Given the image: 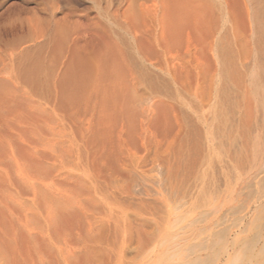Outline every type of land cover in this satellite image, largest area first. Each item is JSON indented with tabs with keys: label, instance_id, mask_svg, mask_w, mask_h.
<instances>
[{
	"label": "rangeland",
	"instance_id": "1",
	"mask_svg": "<svg viewBox=\"0 0 264 264\" xmlns=\"http://www.w3.org/2000/svg\"><path fill=\"white\" fill-rule=\"evenodd\" d=\"M188 1L207 32L160 53L167 0H0V264L6 247L31 264H264V0ZM108 43L131 114L97 125L54 87L71 50Z\"/></svg>",
	"mask_w": 264,
	"mask_h": 264
},
{
	"label": "bare ground",
	"instance_id": "2",
	"mask_svg": "<svg viewBox=\"0 0 264 264\" xmlns=\"http://www.w3.org/2000/svg\"><path fill=\"white\" fill-rule=\"evenodd\" d=\"M133 1L135 0H132V2ZM167 2L170 10L167 11L169 12V14H167L168 19L167 22L165 21L166 23L162 24L163 28L160 29V34H158L159 37L155 38V40L161 39V44L157 43L156 45L160 48V53L165 51V47L168 46L179 48L182 43L181 37H183L186 31H188V38H196L197 36L201 38L203 33L207 32L204 30L205 28L207 29V27H205L206 16H203L205 18L202 19L203 17L201 18L200 11L196 9L197 7L191 6L188 0H167ZM131 15L135 16V13L132 11ZM201 31L202 35H200ZM141 35L140 38H135L134 40L137 51L142 52L141 54L146 57V59L155 58L158 54L160 55L158 51L154 52L155 49H153L152 43L149 42L151 39L146 38L145 34L142 32ZM205 35L208 36V34ZM141 38L146 39V41L144 42ZM111 40L113 42V39ZM102 48L100 49L101 51L89 56L86 54H78L76 51L71 50L69 58L64 65L66 73L61 77L62 79L57 78L55 80L54 87L55 99L58 105L60 102H63V105L69 110H76L77 107L82 108L84 113L89 112L91 113L90 116L96 117L97 125L101 124L104 119H111L113 116H119L123 113L126 115L129 111L125 106L129 95L127 94L128 88L125 85L126 78L122 68L123 63L121 61L124 52L122 53L119 47L111 43L105 44L103 51ZM139 70L141 71L140 68ZM141 75H144V73ZM146 77L150 83L153 82L154 78L150 76ZM155 79L157 80L156 77ZM1 99L3 98L0 96V103ZM210 245L211 244L206 248L211 249ZM32 252L30 248H26L22 254L7 247L4 249V253L7 254L6 257L14 264H19L20 260L22 261L21 264L34 263L35 258L32 257ZM207 257L209 256L207 255ZM207 257L206 259H208ZM198 259L194 260L191 264H203V260L201 261ZM203 259H205V257ZM208 261L209 260H207V262Z\"/></svg>",
	"mask_w": 264,
	"mask_h": 264
}]
</instances>
